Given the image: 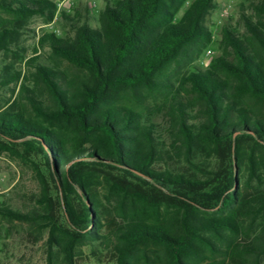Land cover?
I'll list each match as a JSON object with an SVG mask.
<instances>
[{
  "label": "trees",
  "instance_id": "obj_1",
  "mask_svg": "<svg viewBox=\"0 0 264 264\" xmlns=\"http://www.w3.org/2000/svg\"><path fill=\"white\" fill-rule=\"evenodd\" d=\"M59 3L0 0V52L11 51L8 18L52 22ZM217 8L110 0L96 27L63 10L74 35L45 33L39 46L78 78L37 53L33 88L0 70L3 86L23 79L21 102L0 103V153L47 170L38 208L0 203V219L47 235V264H79L85 247L116 264H264V0L243 12V34L223 29L203 69ZM158 96L167 126L142 107Z\"/></svg>",
  "mask_w": 264,
  "mask_h": 264
},
{
  "label": "rangeland",
  "instance_id": "obj_2",
  "mask_svg": "<svg viewBox=\"0 0 264 264\" xmlns=\"http://www.w3.org/2000/svg\"><path fill=\"white\" fill-rule=\"evenodd\" d=\"M59 3V0H54ZM110 0H68L64 5L59 3L60 11L67 13L85 21L89 19L91 26L98 25L99 11L103 10ZM192 1V0H190ZM263 0H215L218 8L209 18V25L214 29L216 45L213 55L208 56L207 52L195 64L206 69L214 57L222 53L220 41L222 40L223 29L231 27L240 34L245 32V27L241 21L244 13L254 16L253 6ZM96 2L97 7L91 11L90 4ZM90 7V8H89ZM99 10V11H98ZM224 11L227 16L223 17ZM58 11L54 21L49 22L46 18L36 16L23 23H16L12 18H8L7 28L12 32L10 39V52H0V70L4 66H10L13 70L21 72L25 82L34 87V69L26 62L33 56H40V63L53 66L64 72L68 79H76L81 73L67 62L55 58L48 47H40V38L45 33L55 32L59 36L72 37L74 34L70 23L63 19ZM258 20V18H256ZM23 79L18 84L3 86L0 80V103L6 108L21 102L20 88ZM168 102L164 96L149 98L143 104V108L149 113L155 114L158 123L168 125L165 105ZM21 154V153H20ZM47 173L45 167L39 164L38 168L27 162L21 155L12 153H0V203L12 206L14 209L24 213L37 209V200L41 193V182L39 173ZM100 197L107 205L108 193L103 186L98 187ZM47 235L39 238L29 226L19 223H9L0 219V264H47ZM79 264H116L114 258L103 253L101 256H94L90 247H85L82 252Z\"/></svg>",
  "mask_w": 264,
  "mask_h": 264
},
{
  "label": "built area",
  "instance_id": "obj_3",
  "mask_svg": "<svg viewBox=\"0 0 264 264\" xmlns=\"http://www.w3.org/2000/svg\"><path fill=\"white\" fill-rule=\"evenodd\" d=\"M68 0H66L65 2H63L62 4H61V6L62 5H64V3H66ZM91 6L93 7V9H95L96 7H97V4H96V2H93L92 4H91ZM224 16H227V11H224V13H223V17ZM207 54H208V56H211V55H213V51L212 50H208L207 51Z\"/></svg>",
  "mask_w": 264,
  "mask_h": 264
}]
</instances>
